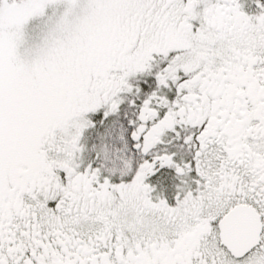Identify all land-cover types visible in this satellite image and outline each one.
<instances>
[{
  "label": "snow or ice",
  "instance_id": "1",
  "mask_svg": "<svg viewBox=\"0 0 264 264\" xmlns=\"http://www.w3.org/2000/svg\"><path fill=\"white\" fill-rule=\"evenodd\" d=\"M0 264H264V0H0Z\"/></svg>",
  "mask_w": 264,
  "mask_h": 264
}]
</instances>
